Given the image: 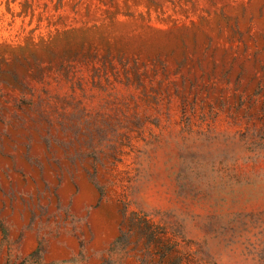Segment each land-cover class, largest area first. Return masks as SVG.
Instances as JSON below:
<instances>
[{
    "label": "rangeland",
    "instance_id": "obj_1",
    "mask_svg": "<svg viewBox=\"0 0 264 264\" xmlns=\"http://www.w3.org/2000/svg\"><path fill=\"white\" fill-rule=\"evenodd\" d=\"M135 216L155 261L264 264V0H0V264Z\"/></svg>",
    "mask_w": 264,
    "mask_h": 264
},
{
    "label": "trees",
    "instance_id": "obj_2",
    "mask_svg": "<svg viewBox=\"0 0 264 264\" xmlns=\"http://www.w3.org/2000/svg\"><path fill=\"white\" fill-rule=\"evenodd\" d=\"M100 193V198H103L106 191L101 183L96 180L92 181ZM130 228L127 231L120 230L119 234L113 239L109 248L107 249V256L100 264H127L129 258H135L139 261L137 264H182L183 259H180L176 255L172 254V248L170 246L167 251L160 254L158 261H155L154 255L159 251H155L154 248L156 241L160 239L158 227L150 222L146 217L135 216L130 219ZM138 233L137 240H132V229ZM3 238L6 239V231L3 227ZM144 241V247L139 248L140 241ZM163 248L162 246L160 247ZM137 251H143V256L140 257ZM76 258H71L67 262H75ZM8 264H55L53 261H47L44 252L39 245L31 252L27 253L15 262L9 261Z\"/></svg>",
    "mask_w": 264,
    "mask_h": 264
}]
</instances>
